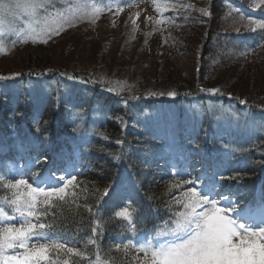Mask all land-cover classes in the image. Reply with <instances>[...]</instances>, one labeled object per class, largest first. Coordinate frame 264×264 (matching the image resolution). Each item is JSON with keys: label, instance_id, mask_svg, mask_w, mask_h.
<instances>
[{"label": "trees", "instance_id": "1", "mask_svg": "<svg viewBox=\"0 0 264 264\" xmlns=\"http://www.w3.org/2000/svg\"><path fill=\"white\" fill-rule=\"evenodd\" d=\"M96 1L107 3L50 0L38 7L48 23L44 32L13 37L0 58L15 44L41 48L61 37L64 27L91 22L99 13L85 6ZM258 3L210 0L199 18L186 10L164 12L166 27L189 25L186 35L172 38L195 57L200 78L177 74L169 83L155 77L125 92L93 69L56 65L50 56H28L0 72V264L5 258H12L9 264L31 258L36 264H139L149 249L163 252L164 243L180 237L170 225L181 217L187 190L209 206L231 209L247 229L264 230V130H222L215 120L219 106L263 118L264 101L223 89L214 74L227 63L213 58L216 52L246 57L261 46L263 30L215 28L216 11L228 7L264 20L263 7L253 8ZM262 67L243 73L264 83ZM22 81L41 84L9 88ZM62 81L74 89L62 91ZM233 88L240 89L236 83ZM185 102L197 110H185ZM161 106L167 107L162 114L153 113ZM19 190L31 203L27 211L15 207Z\"/></svg>", "mask_w": 264, "mask_h": 264}, {"label": "rangeland", "instance_id": "2", "mask_svg": "<svg viewBox=\"0 0 264 264\" xmlns=\"http://www.w3.org/2000/svg\"><path fill=\"white\" fill-rule=\"evenodd\" d=\"M49 1L0 0V49L10 44L13 37L25 39L42 34L48 23L38 17L37 9ZM209 2L210 0H107V3H90L85 8L99 13L95 18L89 19L91 22L64 27L65 33L61 37L41 48L33 45H26L24 48L25 46L15 44L3 52L6 54L5 58H0V72L6 73L15 65L24 63L28 56L33 60L50 56L56 65H76L86 71L93 69L97 75L113 85H119L125 92H129L130 86L132 89H142L140 85L146 84L147 80L154 81L152 79L155 77L158 78L157 81L169 83L177 74L184 78H200L193 66V62L197 61L195 57L184 54L186 48L178 47L172 38L177 33L185 34L189 25L166 27V17L162 19V15L171 9L180 10L179 12L186 10V15L199 18L205 12L208 13ZM258 6L264 9V0H259L253 8ZM215 18L218 20L215 28L219 31L263 30L261 46L253 54L242 57L216 52L213 58L227 63L214 74L223 89L256 95L260 101H264V83L253 81L251 76L243 73L250 67L255 73L264 63V20L239 14L230 7L216 11ZM40 40L38 38L37 41ZM117 50H121V56L125 57L121 61L118 60ZM68 54L69 58H65ZM165 58L169 60L164 62ZM214 61L221 64L220 61ZM204 68L207 70V65ZM230 68H235V75ZM260 71H264V67ZM223 78L228 79L230 85L224 86L226 84L221 81ZM234 83L240 87L239 90L233 88ZM40 84L39 81H22L16 87L9 88L21 91L24 87L30 89ZM62 84L64 92L74 89L70 83L62 81ZM80 91L84 92L82 89ZM183 106L187 111L197 110L198 107L186 102ZM166 108L161 106L153 113L160 115ZM219 108L221 115L215 117V120L222 124L219 126L222 130H264V117L256 118L249 112H239L234 107ZM173 126L174 129L178 128ZM185 194L187 197L178 209L181 217L170 225L180 237L176 236L178 238L174 237L164 243L163 252L149 249L140 257L139 264H264V230L247 229L230 215L231 209H222L216 204L209 206L208 199L203 201L193 190H187ZM14 204L16 208L27 211L31 203L24 192L19 190ZM5 218L12 220L7 215ZM167 228L161 230V233L168 232L170 228ZM18 258L20 262H25L22 256ZM11 260L12 258H5L4 262L9 264ZM34 260L31 258L27 264H36Z\"/></svg>", "mask_w": 264, "mask_h": 264}]
</instances>
